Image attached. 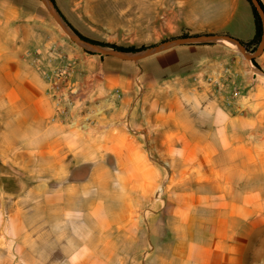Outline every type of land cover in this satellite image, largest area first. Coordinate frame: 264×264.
I'll use <instances>...</instances> for the list:
<instances>
[{
	"label": "crops",
	"instance_id": "obj_1",
	"mask_svg": "<svg viewBox=\"0 0 264 264\" xmlns=\"http://www.w3.org/2000/svg\"><path fill=\"white\" fill-rule=\"evenodd\" d=\"M232 1L243 6L245 0ZM246 2L250 12L246 9L244 20L231 12L234 30L216 32L252 39L254 19ZM21 5L0 0V218L6 212L4 196L16 198L11 204L16 206L26 179L65 177L58 164L102 161L110 154L118 163L150 162L157 153L161 161L192 164V169L170 175L149 167L126 177L205 181L166 194L156 212L160 234H153L146 219L144 264L263 263L264 181H256L257 172L223 168L235 159L230 153L234 130H264V124L242 126L237 121L248 112L234 116L216 104L205 105L202 92L191 86L203 73H220L223 63L247 84L258 79L248 62L222 43L179 45L136 61L85 58V69L100 76L97 98L87 93L85 78L80 93L70 96L68 116L54 117L47 84L24 53L33 40L23 30L34 29L35 21H25L30 17ZM254 60L264 68V50ZM169 150L176 151L175 159L168 158ZM202 164L208 169H197ZM38 187L32 184L29 190L35 193ZM144 188L147 193L152 186Z\"/></svg>",
	"mask_w": 264,
	"mask_h": 264
},
{
	"label": "rangeland",
	"instance_id": "obj_2",
	"mask_svg": "<svg viewBox=\"0 0 264 264\" xmlns=\"http://www.w3.org/2000/svg\"><path fill=\"white\" fill-rule=\"evenodd\" d=\"M19 1L26 17H30L25 21H35L34 29L23 30L33 40L24 53L36 62L47 84V95L55 102L53 92L62 91L53 89V81L59 68L66 64L72 71L69 87L63 91L78 95L81 81L86 78L87 93L97 98L99 75L91 67L85 69L83 61L117 57L92 53L75 44L41 0ZM243 2L245 6L232 0H55L67 24L79 33L124 47L155 45L183 35L218 33L217 28L234 30L236 22L230 18L231 12L243 21L246 9L249 11L246 0ZM204 43L213 42L193 44ZM228 49L248 62L247 68L258 79L245 84L233 67L241 93L232 98L231 105L227 104L228 94H217L209 85L207 75L192 80L191 86L194 84L202 92L205 105L216 104L234 116L248 112L237 121L242 126L264 124V68L254 65L240 51L229 46ZM225 66L230 63H223ZM67 116L68 113L59 118ZM169 151L168 158L175 159L176 151ZM230 153L235 159L224 164L223 169L263 173L256 181H264V130H234ZM112 158L110 154L102 161L58 164V172L65 176L62 178L26 179L25 189L17 197V207L11 206L16 198L4 196L6 212L0 218V234L5 239L0 241V264H144L141 256L146 219L149 218L153 234H160L161 215L156 212L166 194L205 180L127 178L133 171H149V167L171 175L173 171L192 169V164L161 161L157 153L149 156L150 162L118 163ZM197 169H208V164ZM36 183L39 187L33 193L29 188ZM147 186L152 189L144 193Z\"/></svg>",
	"mask_w": 264,
	"mask_h": 264
},
{
	"label": "water",
	"instance_id": "obj_3",
	"mask_svg": "<svg viewBox=\"0 0 264 264\" xmlns=\"http://www.w3.org/2000/svg\"><path fill=\"white\" fill-rule=\"evenodd\" d=\"M41 1L46 6L48 12L53 17V19L57 22V24L61 27V29L68 35V37L75 44L84 48L87 51H90L92 53H97L100 55L114 56L123 60L136 61L144 57L150 56L152 54H155L157 52L167 50L169 48L179 45H186V44H193L200 42H213V43H222L229 47H232L240 51L249 61H251L252 58L257 57L264 50V12L257 0H250V2L256 8L261 18L262 34L257 46L252 51H249L239 39L229 34H221V33H205V34L178 36L175 38L162 41L155 45L142 47L135 51L116 50L112 47L82 38L77 33H75L73 29L63 19V17L61 16L60 12L56 8L52 0H41Z\"/></svg>",
	"mask_w": 264,
	"mask_h": 264
},
{
	"label": "built area",
	"instance_id": "obj_4",
	"mask_svg": "<svg viewBox=\"0 0 264 264\" xmlns=\"http://www.w3.org/2000/svg\"><path fill=\"white\" fill-rule=\"evenodd\" d=\"M72 69L68 67L66 64L62 65L58 72L55 75L54 81H53V89L55 91L61 90L66 87H69V77ZM207 75V76H206ZM207 77L209 85L213 86L216 89L217 94H228L227 98V104H232V98L237 97L240 95L241 90L237 87L238 79L236 74L232 72V69L229 66L223 67L222 71L218 73L217 75H209L207 73L201 74L198 78ZM227 89H229L227 91ZM53 92V95H55V115L54 117H61L64 116L67 113L68 110V102L70 100V94L68 92ZM67 98V102L63 100V98ZM63 101V102H62ZM67 107V108H66ZM261 264H264L261 263Z\"/></svg>",
	"mask_w": 264,
	"mask_h": 264
},
{
	"label": "trees",
	"instance_id": "obj_5",
	"mask_svg": "<svg viewBox=\"0 0 264 264\" xmlns=\"http://www.w3.org/2000/svg\"><path fill=\"white\" fill-rule=\"evenodd\" d=\"M250 4V7H251V11H252V15H253V19H254V26H255V34L253 36L252 39H250L249 41L247 42H244V41H241L244 46L247 48V49H255V47L257 46L260 38H261V34H262V21H261V18L256 10V8L253 6V4L250 2V0H247ZM258 3L260 4L263 12H264V6L262 5L261 1L260 0H257ZM52 2L54 3V5L56 6L55 4V0H52ZM57 8V7H56ZM59 11V10H58ZM61 14V13H60ZM62 16V15H61ZM63 17V16H62ZM63 19L65 20V18L63 17ZM67 22V21H66ZM68 25L72 28V26L68 23ZM73 31L75 33H77L79 36H81L82 38H85L86 40H89V41H92V42H96V43H100V44H103V45H106V46H109V47H112L116 50H125V51H135L137 49H140L142 48L143 46H140V47H134V46H128V47H124V46H120V45H116V44H112V43H104V42H101V41H97V40H94V39H91L89 37H86L84 35H82L81 33H79L77 30H75L74 28H72ZM183 36H186V35H183ZM252 63L254 65H258L254 58H252Z\"/></svg>",
	"mask_w": 264,
	"mask_h": 264
}]
</instances>
